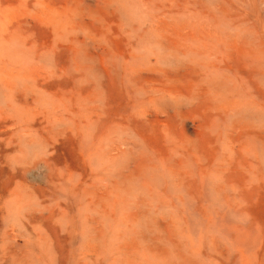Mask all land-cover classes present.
Wrapping results in <instances>:
<instances>
[{"label": "rangeland", "instance_id": "obj_1", "mask_svg": "<svg viewBox=\"0 0 264 264\" xmlns=\"http://www.w3.org/2000/svg\"><path fill=\"white\" fill-rule=\"evenodd\" d=\"M0 264H264V0H0Z\"/></svg>", "mask_w": 264, "mask_h": 264}, {"label": "bare ground", "instance_id": "obj_2", "mask_svg": "<svg viewBox=\"0 0 264 264\" xmlns=\"http://www.w3.org/2000/svg\"><path fill=\"white\" fill-rule=\"evenodd\" d=\"M175 109V108H174Z\"/></svg>", "mask_w": 264, "mask_h": 264}]
</instances>
